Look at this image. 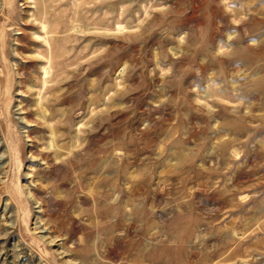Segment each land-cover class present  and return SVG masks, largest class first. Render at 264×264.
<instances>
[{
  "label": "rangeland",
  "instance_id": "rangeland-1",
  "mask_svg": "<svg viewBox=\"0 0 264 264\" xmlns=\"http://www.w3.org/2000/svg\"><path fill=\"white\" fill-rule=\"evenodd\" d=\"M0 264H264V0H0Z\"/></svg>",
  "mask_w": 264,
  "mask_h": 264
}]
</instances>
